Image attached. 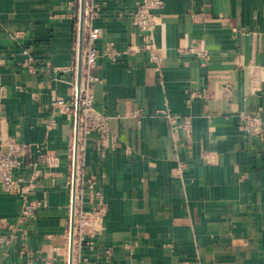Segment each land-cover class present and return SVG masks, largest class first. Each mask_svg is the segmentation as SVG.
<instances>
[{"label": "crops", "instance_id": "obj_1", "mask_svg": "<svg viewBox=\"0 0 264 264\" xmlns=\"http://www.w3.org/2000/svg\"><path fill=\"white\" fill-rule=\"evenodd\" d=\"M148 1L103 0L87 21L102 30L94 108L110 136L106 146L98 131L80 136L78 176L93 178L108 205L82 255L86 264H264V143L241 129L244 115L264 117V0H160V65L133 20ZM78 2L0 0V148L27 144L16 175L44 202L19 226L21 197L0 195V264H68L75 119L54 113L52 99L76 97ZM25 48L35 73L18 66ZM204 91L209 100L188 101Z\"/></svg>", "mask_w": 264, "mask_h": 264}, {"label": "built area", "instance_id": "obj_2", "mask_svg": "<svg viewBox=\"0 0 264 264\" xmlns=\"http://www.w3.org/2000/svg\"><path fill=\"white\" fill-rule=\"evenodd\" d=\"M103 0H87L86 7V29L84 42V58H83V80L80 98V120H79V135L88 134L91 131H98L101 134V146H106L109 136V118L99 114L94 108V85L99 81L96 76V67L99 58V53L96 48V43L101 38L102 30L92 25L87 26V21H92L98 14L100 7L99 2ZM162 5L160 0H153L138 4L136 12L133 16L135 25L143 35V49L149 53L150 60L160 65L163 60L158 56L155 44L153 42V33L157 26L156 15L154 9ZM203 56V54L198 53ZM24 56L23 61L18 64L19 67L26 69L29 73L36 72V57L31 49L25 48L22 50ZM107 56L116 62L120 54L109 46L107 48ZM8 60L0 54V67L5 65ZM74 71L76 67L73 68ZM56 72L66 73L68 68L55 69ZM227 92H230L231 87H226ZM2 93L5 94V88H2ZM201 97L209 100L207 91L203 93H189V102L193 99ZM52 106L54 113L65 114L70 118L75 119L76 113V97L71 101H65L58 96H53ZM140 112H135L133 116H138ZM158 115L166 118L172 129L177 132L182 128V122L176 116L169 114L166 111H159ZM55 121L51 120L50 126L54 127ZM184 127H189L185 124ZM241 129L251 138H255L264 143V117L244 115ZM80 140V139H79ZM27 144L11 140L7 143V149L0 148V195L10 194L18 195L22 199L20 214L18 217V225L22 226L27 220L33 219L36 212L42 208L44 202L42 200H31L29 198L28 187L24 185L25 179L16 175L17 170L22 167V156L27 151ZM42 164L48 163L46 158L41 157ZM85 188L89 190L91 209L85 210L82 204V196ZM108 210V205L104 201L100 192L94 189V180L77 178V195H76V213H75V236H74V256L73 264H86L88 259L83 257L82 250L84 248L94 249L95 238L99 234L102 225V219ZM24 254L25 252L22 251ZM109 257V254H107ZM76 259V261H75ZM19 264H35L28 260ZM41 264H56L53 259H45Z\"/></svg>", "mask_w": 264, "mask_h": 264}, {"label": "water", "instance_id": "obj_3", "mask_svg": "<svg viewBox=\"0 0 264 264\" xmlns=\"http://www.w3.org/2000/svg\"><path fill=\"white\" fill-rule=\"evenodd\" d=\"M86 7H87V0H79L77 58H76V113H75L74 159H73V176H72V201H71L68 264H73V256H74L75 213H76V195H77V178H78V157H79V144H80V140H79L80 139V135H79L80 98H81V88H82V80H83Z\"/></svg>", "mask_w": 264, "mask_h": 264}]
</instances>
